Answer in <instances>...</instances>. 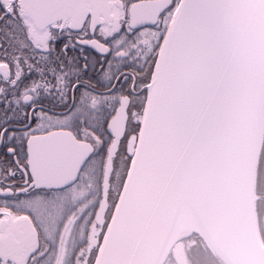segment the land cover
I'll return each instance as SVG.
<instances>
[{
	"label": "snow or ice",
	"instance_id": "1",
	"mask_svg": "<svg viewBox=\"0 0 264 264\" xmlns=\"http://www.w3.org/2000/svg\"><path fill=\"white\" fill-rule=\"evenodd\" d=\"M0 264H264V0H0Z\"/></svg>",
	"mask_w": 264,
	"mask_h": 264
}]
</instances>
